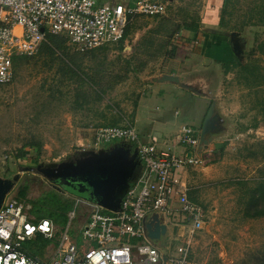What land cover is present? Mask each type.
<instances>
[{
	"label": "rangeland",
	"instance_id": "obj_1",
	"mask_svg": "<svg viewBox=\"0 0 264 264\" xmlns=\"http://www.w3.org/2000/svg\"><path fill=\"white\" fill-rule=\"evenodd\" d=\"M222 1L167 0L163 16L138 17L132 22L121 48L109 44L78 53L66 46L49 49L43 45L34 56L18 60L13 81L0 85V185L10 183L2 202L16 197L24 200L29 209L48 191L62 192L45 176L46 171L61 167L64 170L87 161L98 167H110L116 162L126 165L130 184L139 170L138 158L132 151L125 152L120 146L124 143L119 141L90 149L93 130L112 119L118 125L133 126L134 102L148 97L153 75L173 64L174 54L169 55L170 49L189 39L187 28L177 30V26L197 21L202 11L204 14L217 11L219 18ZM248 1L238 0L232 15L226 19L229 28L240 29L247 37L242 39L240 62L258 67L256 80L261 84V97L264 57L249 53L264 38V26L240 27ZM214 73L216 77L212 73L210 77L214 79L207 86L215 90L220 104L209 105L212 108L210 137L222 146L212 152L207 167L190 165L180 174L189 198L200 204L205 213L203 228L191 236L189 246L194 264H243V259L247 261L249 256L264 252V217L250 216L255 211L252 194L264 177V117L259 113L257 96L245 88L237 68L228 73ZM87 76L97 82L94 89L100 97L88 87ZM159 104L152 112L147 111L146 119L162 113V122L170 125V133H165L164 140L169 138L168 148L177 153L181 147H171L177 146L175 137L181 124L198 126V114L196 119L184 116L180 109L172 114L164 104ZM188 111L195 112L193 108ZM219 122L222 127L218 126ZM150 140L157 141L158 149L166 148L160 141L163 139L151 135ZM26 142L40 144L36 159L29 160L34 154L23 145ZM260 195L258 189L255 196ZM259 205H263L262 201ZM86 210V205L75 207V229ZM175 217L180 219L178 215ZM57 227L64 226L58 223ZM144 228L147 232L145 224ZM149 241L165 255L169 250L174 252L176 246L167 238V232ZM46 245L33 240L23 246L42 256Z\"/></svg>",
	"mask_w": 264,
	"mask_h": 264
},
{
	"label": "built area",
	"instance_id": "obj_2",
	"mask_svg": "<svg viewBox=\"0 0 264 264\" xmlns=\"http://www.w3.org/2000/svg\"><path fill=\"white\" fill-rule=\"evenodd\" d=\"M166 1L0 0V85L12 81L13 56H34L47 33L66 35L75 50H90L122 39L134 17L164 14ZM114 141L129 143L140 164L118 209L108 211L74 198L64 227L58 228L49 219L33 221L23 201L9 198L0 206V264H194L189 257L190 238L203 228L205 213L188 198L180 173L203 161L194 153L199 145L197 131L182 127L176 145L184 150L178 154L142 141L129 124L102 126L93 130L90 149ZM174 200L180 205V219L174 223L176 246L165 255L150 243L144 224L153 213L172 217ZM78 205L88 210L75 229ZM37 235L47 241L45 253L31 257L23 245Z\"/></svg>",
	"mask_w": 264,
	"mask_h": 264
},
{
	"label": "crops",
	"instance_id": "obj_3",
	"mask_svg": "<svg viewBox=\"0 0 264 264\" xmlns=\"http://www.w3.org/2000/svg\"><path fill=\"white\" fill-rule=\"evenodd\" d=\"M99 1L104 2L106 0ZM122 1L131 2L133 0ZM202 12L200 13L198 19V30L191 32L189 29H187L189 39H185V42H178L176 45L175 53L171 58V62L174 61L173 64L170 62L171 66L169 64L170 67L166 71H162L159 74L153 75L151 79V85H149V98H139L137 101V107L133 116L132 125L134 128L136 127L139 138L144 142H155L157 144V141L150 140L151 135H155L159 139H163L160 141H163V143L166 145V148L169 147L167 144L169 136L167 137V140H164L166 139L164 138V135L165 133H170V125L162 122V113L158 115L159 117L155 114L154 116H148L146 119L145 116L147 111L149 113L153 111V107L157 109L158 106H160V104L157 105L158 103L164 104L163 106H166L169 111L172 112V114H176L179 109L182 110L184 116L188 118H195V116L198 114V126L194 127L191 125L192 127H189L195 129L198 135H200L199 132L201 125L203 124L205 115L210 108V103L214 102V105L216 106L220 104L215 90L208 88L209 84H211L210 80H213L214 77H216V73H214V71L217 73L222 72L223 74L224 69L221 66L222 62L230 64L243 60V51L241 49L243 46L242 39H247L244 33L237 30H224V27L219 26L217 11L211 10L205 14ZM212 34L221 36H211ZM229 71L230 70L224 73H228ZM208 73H210V75L207 76L206 74ZM212 73L214 74L213 79L210 77ZM166 76H173L177 79V81L165 80ZM154 104L157 106H154ZM191 108H193L195 112H189L188 110ZM184 124L188 123H182V126L178 130L177 134H180V130L183 126H188ZM222 125V123H218V126L222 127ZM90 140H92V135ZM221 146V142L210 137L209 133L206 136V143H201V145L199 144L194 151V153H196V155L199 157L201 156L203 160L198 164V166L200 165L201 169H203L202 167L204 166L207 167L211 160V152L221 148ZM177 147L178 145H172L171 148L177 149ZM129 148H131L130 145ZM183 150L184 149L181 148L177 153L180 154L183 152ZM193 166H197V164ZM138 169L139 170L136 177L140 172V166H138ZM172 207L175 210V215L173 214L172 217H169L157 213L150 214L145 220V227L150 222L154 223L153 216L156 215L159 225H165L166 230L164 234L167 232V238L171 241H174L175 237L173 236L177 232V226L174 227V223L177 221L175 216L180 213V205L176 200H174Z\"/></svg>",
	"mask_w": 264,
	"mask_h": 264
},
{
	"label": "trees",
	"instance_id": "obj_4",
	"mask_svg": "<svg viewBox=\"0 0 264 264\" xmlns=\"http://www.w3.org/2000/svg\"><path fill=\"white\" fill-rule=\"evenodd\" d=\"M238 4V0H223L222 1V6H221V10H220V15L218 18V25L224 28H228L229 30H237L240 31V29H234L233 27L229 28L228 24H227V19L226 17H230L234 11V8L236 7V5ZM247 12L246 15L244 16V20L242 22V24L240 25V27H245V26H264V0H249L247 2ZM162 15H156L153 17H149V18H159ZM138 17H134L126 26L125 28V33L122 39H120L119 41L112 43V44H117V46L119 48L122 47L123 42L126 38L127 33L129 32V30L131 29V24L132 22ZM187 28L189 29L191 32L197 31L198 27H199V23L198 20L197 21H191L188 23H183L179 26H177V30L181 29V28ZM241 28V29H242ZM215 36L216 34H212L211 36ZM218 37H220L221 35H216ZM46 46L49 49H59L62 46H66L68 48H70L72 51L78 52V53H85L97 48H105L107 45H102L90 50H86V51H78L75 50L73 48V46L70 44L68 38L66 37V35L64 34H50L47 33L45 35V40L42 42L41 46ZM109 45V44H108ZM111 45V44H110ZM176 48L172 47L169 51V55H173L175 53ZM256 53L261 54V56L264 57V38L261 39L260 41L256 42V46L250 51V55H255ZM31 57V56H30ZM22 58H28L26 56H21V55H15L12 58V66H13V78L12 81L15 77V63L22 59ZM221 66L224 69V72L228 71V70H232L234 68H237V74H239V78H242L245 82V88L248 89L249 91H251L250 93H252L253 95L257 96V105H259L260 109H259V113L264 117V95H262L261 97H259V93H261V84L259 82H257L256 80V72L258 67L251 64V63H241V62H236V63H221ZM258 74V73H257ZM249 76H252L251 79H249ZM87 78L89 79V81L87 82L89 85L88 87L90 88V90H93L95 92V96L96 97H100V94L96 91V89H94V87L96 86L95 84L97 83L96 81H94L93 79H91L90 77L87 76ZM8 84V83H7ZM79 97V96H78ZM89 97V96H88ZM260 98V99H259ZM86 100V98H84ZM88 99V98H87ZM84 104L85 101H83ZM137 107V100L134 102V110H136ZM125 125H118L117 124V120L116 119H112L107 123H103V124H99L98 126H126ZM24 146H26L29 151L31 150L34 154V156L31 155L29 160L32 159H36L39 156V152H40V144L37 142H26L25 144H23ZM106 145H110V143L105 144ZM132 148V147H131ZM25 153H27V151H25ZM212 153V152H211ZM134 180V179H133ZM258 189L261 191L262 195L260 196H255V193L258 192ZM188 194V191H187ZM264 177L263 179H261L258 183L257 189L253 192L252 194V205L255 207V211H252L250 216L251 217H264ZM15 199L19 200V201H24L21 200L19 198L14 197ZM89 199V197H87ZM189 198V196H188ZM190 199V198H189ZM191 200V199H190ZM192 202L198 204L197 202L191 200ZM263 203L262 206L259 205V203ZM74 198L71 196H67L65 194H63L62 192H58V191H48L44 196H42L41 199H39L36 202L32 203V206L30 205V208L27 209L28 213L30 214V216L32 217L33 221H37L40 219H49L51 220L54 224H58V223H62L63 226L66 223V215L67 213L73 208L74 205ZM199 206H201L200 204H198ZM202 207V206H201ZM203 209V208H202ZM34 241H40V242H44L45 244L47 243L46 240L42 239V237L40 235H37V238ZM29 255L31 257H40V254H36L34 252H29ZM191 258V254L189 256ZM243 264H264V252L263 253H256L253 254L251 256H249L248 260L245 261L243 259L242 261Z\"/></svg>",
	"mask_w": 264,
	"mask_h": 264
},
{
	"label": "water",
	"instance_id": "obj_5",
	"mask_svg": "<svg viewBox=\"0 0 264 264\" xmlns=\"http://www.w3.org/2000/svg\"><path fill=\"white\" fill-rule=\"evenodd\" d=\"M165 80L177 81V79L173 76H166ZM211 113L212 108L210 107L208 112L205 115L203 120V124L201 125V129L199 132V144L201 145L206 143V136L210 133L211 126ZM125 152L134 153L136 157V152L129 148V143L124 142V144L120 145ZM132 156V155H131ZM133 159V156H132ZM137 159V157H136ZM134 165H137L133 160ZM117 163V162H116ZM112 164V166L107 167H98L91 161H87L82 165H72L71 167H66V169H62L63 167L55 170H48L45 173L46 177L52 176H65L75 177L79 176L78 180L80 184L78 186L80 188H85L89 194V196L101 206L103 209L108 211H116L118 209L120 200L125 193L129 182L127 180L128 170L126 173L127 166L122 164ZM119 167V168H118ZM62 169V170H61ZM70 181H76V179H69ZM10 187L9 181L0 185V206L3 203V197L8 192ZM81 191V190H80ZM153 222H150L146 225V234L150 239H158L161 234L165 233V225H159L157 216H153Z\"/></svg>",
	"mask_w": 264,
	"mask_h": 264
},
{
	"label": "flooded vegetation",
	"instance_id": "obj_6",
	"mask_svg": "<svg viewBox=\"0 0 264 264\" xmlns=\"http://www.w3.org/2000/svg\"><path fill=\"white\" fill-rule=\"evenodd\" d=\"M75 165V164H74ZM52 181V183L57 186L62 192L63 194L67 195V196H71L73 198H81L84 199L86 201H91L94 202V200L89 196L88 192L84 186V188H80L78 186V184H80L78 178L79 176H75V177H68L65 178V176H52L49 177ZM76 179V181H70L69 179ZM81 190V191H80ZM89 197V199L87 198Z\"/></svg>",
	"mask_w": 264,
	"mask_h": 264
}]
</instances>
